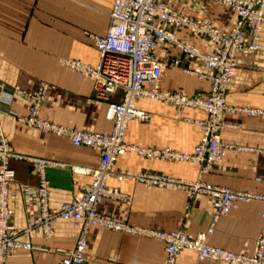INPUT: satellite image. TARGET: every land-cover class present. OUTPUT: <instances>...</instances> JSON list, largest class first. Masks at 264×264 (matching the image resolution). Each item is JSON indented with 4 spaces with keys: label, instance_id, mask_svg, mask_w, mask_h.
<instances>
[{
    "label": "crops",
    "instance_id": "crops-1",
    "mask_svg": "<svg viewBox=\"0 0 264 264\" xmlns=\"http://www.w3.org/2000/svg\"><path fill=\"white\" fill-rule=\"evenodd\" d=\"M114 0H0V92L7 104L1 121L12 151L52 161L46 170L50 186V205L58 208L72 201L91 183V176L73 172L71 166H97L101 152L97 148L77 147L70 139L45 133L20 122L16 114L27 115L29 102L13 94L16 86L30 92L42 81L50 85L42 115L58 124L88 131L111 130L107 118L108 101L96 97L94 81L65 64L80 60L96 65L99 50L92 34L103 35L111 25ZM173 6L198 21L210 19L221 31L230 32L237 23L236 12L212 0H173ZM183 41L208 52V38L194 37L186 30H173ZM260 51H239L238 67L227 94L228 103L237 108L264 110V27ZM156 54L167 66L161 87L183 91L191 96H208L211 83L197 74L203 64L190 59L174 44H159ZM190 70L197 74L187 73ZM119 91L114 99L121 98ZM11 97V98H10ZM138 105L149 111L148 121L128 124L127 142L151 148L191 151L200 142L202 131L193 123L205 120L203 110L188 108L182 112L174 105L142 99ZM187 118L191 119L188 121ZM223 140L228 149L222 161L207 171L194 162L148 159L129 152L116 168L129 172L173 176L189 182L207 184L264 195V115L227 112ZM61 164H65L62 166ZM19 185L36 187L40 176L35 164L13 160ZM109 184L129 194L126 201L105 199L100 213L132 226L164 232L184 231L194 238L213 225L214 199L209 194L191 195L184 189H160L130 179L110 178ZM15 188V191H16ZM13 223L20 239L31 242V249H20L10 256L9 264H60L64 254L76 246L80 223L58 220L54 234L24 232L27 224L23 198L16 192L11 202ZM259 200L238 203L214 226L210 244L236 253L253 254L264 221ZM165 242L139 235L94 227L88 237L84 264H166ZM177 264H226L200 260L195 251L184 250Z\"/></svg>",
    "mask_w": 264,
    "mask_h": 264
},
{
    "label": "built area",
    "instance_id": "built-area-1",
    "mask_svg": "<svg viewBox=\"0 0 264 264\" xmlns=\"http://www.w3.org/2000/svg\"><path fill=\"white\" fill-rule=\"evenodd\" d=\"M201 1V0H196ZM231 7L237 14V23L230 32L221 31L210 19L203 21L177 10L173 0H114L110 13L111 25L103 35L91 37L99 50L96 65L80 60H68L65 64L94 81L96 97L108 101L107 118L114 122L111 130L88 131L71 128L46 119L42 115L50 85L42 81L32 92L16 86L12 93L29 102L27 115L16 114L20 122L30 127L66 137L77 147L97 148L101 152L97 166H71L73 172L91 176V183L82 187L81 193L72 201L58 208L50 205V186L46 177L50 160L27 156L12 151L4 134L1 117L6 97L11 93L0 92V264H9V258L20 249H31V242L20 239L21 232L13 220L15 210L11 204L16 192L23 198L26 215L25 233L42 232L46 237L54 234L58 220H74L80 223V235L76 246L64 254L60 264H84L88 237L92 228L119 231L132 235L158 239L166 244V264H177L184 250L197 253L200 260H214L226 264H264V224L257 238L253 254L236 253L214 246L208 238L222 216L229 214L238 203L259 200L264 195L214 186L203 181L189 182L173 176L152 171L129 172L116 168L118 160L132 152L148 159L175 162H194L209 171L223 160L228 145L223 140L227 112L262 114L264 110L237 108L228 103L227 94L235 76L239 51H260L264 27V0H212ZM186 30L194 37L208 38L212 50L205 52L192 43L183 41L173 30ZM159 44H174L190 59L204 66L203 73L185 69L208 79L211 90L208 96H191L183 91H169L161 87L166 62L157 54ZM121 91V98L115 95ZM7 94V96H6ZM11 98V97H10ZM142 99L157 100L176 106L180 112L188 108L203 110L205 120L193 121L202 131V138L193 150L180 151L172 148H151L127 142L128 124L133 120L148 121L149 111L138 105ZM188 121L191 119L187 118ZM13 160H26L35 164L40 176L36 187L18 185ZM65 166V164H61ZM110 178L123 181L130 179L160 189H184L191 195L209 194L214 199L215 214L212 227L192 238L184 231L164 232L132 226L100 213L105 199L129 200V194L109 184ZM16 188V191H15ZM264 221V211L260 213Z\"/></svg>",
    "mask_w": 264,
    "mask_h": 264
}]
</instances>
